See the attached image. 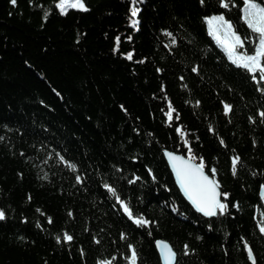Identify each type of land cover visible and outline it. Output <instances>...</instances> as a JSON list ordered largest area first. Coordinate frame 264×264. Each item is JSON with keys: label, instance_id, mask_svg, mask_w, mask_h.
I'll list each match as a JSON object with an SVG mask.
<instances>
[{"label": "trees", "instance_id": "16d2710c", "mask_svg": "<svg viewBox=\"0 0 264 264\" xmlns=\"http://www.w3.org/2000/svg\"><path fill=\"white\" fill-rule=\"evenodd\" d=\"M58 2L0 0V264H129L130 246L160 264L157 240L179 264H250L245 243L264 264V81L205 22L223 15L255 54L243 0ZM163 151L203 159L223 214L189 207Z\"/></svg>", "mask_w": 264, "mask_h": 264}, {"label": "snow or ice", "instance_id": "6c2138e0", "mask_svg": "<svg viewBox=\"0 0 264 264\" xmlns=\"http://www.w3.org/2000/svg\"><path fill=\"white\" fill-rule=\"evenodd\" d=\"M139 2H141V0H132L133 5H136ZM10 3L12 5H16L17 0H10ZM201 3L203 4L204 0H201ZM243 4L244 8L242 11L244 22L247 24L251 32L256 34L258 40L255 54L247 55L237 52V48H243L244 39L247 38L242 39L234 30V25L230 21L226 20L223 15L213 16L208 19V23L213 25L212 32L210 34L215 35L217 41L224 46V49L232 63L236 64L238 67L246 69L250 73L258 70L260 73L259 79L264 81V67L260 65V58L264 57V5L258 3L257 0H243ZM220 6L222 8H228L229 3L225 2V0H221ZM56 7L60 10L61 15L67 14L66 8H75L84 12L89 10L84 4V0H59V3L56 5ZM138 11L139 9L134 7L131 11V15L135 17ZM221 32L223 33V39H221L220 36ZM167 35L171 36L172 34L167 33ZM116 41L118 44L119 37L116 38ZM174 42L175 41L173 40V43ZM127 58L131 59V54H129ZM193 71H196V69H193ZM224 110L225 114L230 112L231 105L225 104ZM173 111L175 110L172 109L171 105H169V112L167 113L169 120L172 119L171 113ZM260 115L262 119H264V112H262ZM177 131H179V129ZM166 155L172 163V167L175 171L181 189L184 191L185 195L193 203L196 209L202 212L205 216H215L217 214V210L223 214L227 208V205L221 202L220 196L223 195L226 199L227 194L218 192L217 182L205 174V165L203 163V159L200 158L201 163L199 164H192L189 161H185L183 157L175 156L172 153H166ZM238 162L239 157L234 158L232 161V171L234 175L237 171ZM69 166L72 168L75 167V165ZM211 173L212 176H215L216 170L212 169ZM80 179L81 178L78 176L77 181L79 182ZM105 188L116 197L118 203H121L129 219H133L132 211L120 200L115 188L107 184L105 185ZM5 219V213L0 210V221ZM134 222L137 223V225L148 223L142 218H136L134 219ZM49 223H51V220H49ZM260 231L262 234H264V227H261ZM121 238H124L123 235ZM63 239L66 242H70L73 238L71 235L65 233ZM59 240L60 238L58 237L57 242H59ZM157 247L161 251V255L165 261V264H179V261L177 260V253L174 252L171 246L164 242H157ZM244 247L247 250L248 259L251 261V264H256L251 248L246 243ZM187 248L188 246L185 245V255L188 254ZM130 253L131 255L129 257V264H136L137 252L134 248H131V246Z\"/></svg>", "mask_w": 264, "mask_h": 264}, {"label": "water", "instance_id": "95a60500", "mask_svg": "<svg viewBox=\"0 0 264 264\" xmlns=\"http://www.w3.org/2000/svg\"><path fill=\"white\" fill-rule=\"evenodd\" d=\"M166 153H172V154H174L175 156H178V157H183L184 159H185V161H189L190 163H192V164H198V163H196V162H194L193 160H191V159H189V158H187V157H185V156H183V155H181V154H178V153H174V152H169V151H163V157H164V159H165V162H166V164H167V166H168V168H169V171H170V173H171V175H172V177H173V180H174V183H175V185H176V187H177V189H178V191H179V193H180V195L182 196V198L185 200V202L189 205V207L196 213V214H198V216H200L201 218H203V219H212V218H214L215 216H205L202 212H200V211H198L197 209H196V207L193 205V203L187 198V196L185 195V193H184V191L181 189V187H180V185H179V182H178V179H177V177H176V174H175V171H174V169H173V167H172V163H171V161H170V159L168 158V156L166 155ZM205 172V171H204ZM205 174L206 175H208L206 172H205ZM209 177H210V175H208ZM211 179H213L212 177H210ZM214 180V179H213ZM217 191L218 192H220L219 191V188H217ZM221 193V192H220ZM258 196H259V198L262 200V202L264 203V186H261L259 189H258ZM221 197V196H220ZM218 211V210H217ZM157 242H164V243H167V242H165V241H162V240H157L156 242H155V244H154V246H155V250H156V253H157V255H158V257H159V261H160V264H165V261L163 260V258H162V255H161V251H160V249L157 247ZM168 245H169V243H167ZM170 246V245H169ZM246 253H247V250H246ZM248 256V255H247ZM249 260V259H248ZM250 262V264H251V261H249Z\"/></svg>", "mask_w": 264, "mask_h": 264}, {"label": "rangeland", "instance_id": "374dc122", "mask_svg": "<svg viewBox=\"0 0 264 264\" xmlns=\"http://www.w3.org/2000/svg\"><path fill=\"white\" fill-rule=\"evenodd\" d=\"M58 3H59V2H58ZM58 3H57V4H58ZM68 9H71V8H66V11H67ZM73 9H75V8H73ZM216 16H218V15H216ZM211 17H213V16H211ZM211 17H208V18L205 19V22H206V29H207L208 34H209V35H210L215 41H217L216 36L210 34V33L212 32L213 25H210V24L208 23V19L211 18ZM242 18H243V11H242ZM217 43H220V42L217 41ZM221 45H222V44H221ZM222 48H223V50H224V52H225L227 58L229 59V56H228L227 52H226L225 49H224V46H222ZM243 51H244V50H243ZM237 52H238V53H241V54H244V53H242L241 51H237ZM229 60H230V59H229ZM230 61H231V60H230ZM231 62H232V61H231ZM260 65H261L262 67H264L262 64H260Z\"/></svg>", "mask_w": 264, "mask_h": 264}, {"label": "bare ground", "instance_id": "6f19581e", "mask_svg": "<svg viewBox=\"0 0 264 264\" xmlns=\"http://www.w3.org/2000/svg\"><path fill=\"white\" fill-rule=\"evenodd\" d=\"M222 202V201H221Z\"/></svg>", "mask_w": 264, "mask_h": 264}]
</instances>
